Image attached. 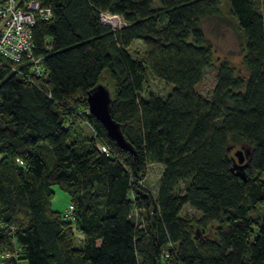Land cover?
<instances>
[{
  "label": "trees",
  "instance_id": "1",
  "mask_svg": "<svg viewBox=\"0 0 264 264\" xmlns=\"http://www.w3.org/2000/svg\"><path fill=\"white\" fill-rule=\"evenodd\" d=\"M39 1L51 10L32 27L43 75L29 58L0 54V264H264L258 2ZM223 7L240 30L238 65L215 52L202 27ZM100 12L124 24L113 29ZM135 41L142 51L131 54ZM208 67L214 84L204 96L195 86ZM149 76L170 90L150 92ZM98 83L133 151L89 113ZM235 146L248 151L243 169ZM149 165L162 167L154 192ZM53 186L68 196L64 212L51 207ZM186 205L200 216L182 215Z\"/></svg>",
  "mask_w": 264,
  "mask_h": 264
},
{
  "label": "rangeland",
  "instance_id": "2",
  "mask_svg": "<svg viewBox=\"0 0 264 264\" xmlns=\"http://www.w3.org/2000/svg\"><path fill=\"white\" fill-rule=\"evenodd\" d=\"M260 7L261 13L264 18V0H256ZM221 16H215L205 19L202 22L203 30L206 34L208 41L211 43L215 52L221 56H228L235 65H238L241 56L242 38L240 30L236 21L227 13L226 8H222ZM131 54L140 53L142 51V44L139 41H135L132 46L128 49ZM214 67H208L205 70L203 79L196 84L195 89L204 96H209V93L214 84ZM109 88L112 85L103 79ZM170 85L157 79L154 76H149L147 81V89L150 92L164 94L170 90ZM239 146H235L238 148ZM234 150V148H233ZM160 168L157 166H151L148 170V175L145 178L146 186L151 190L155 191L156 184L160 175ZM55 191L54 198L51 201V207L60 212H64L69 205L68 196L57 186L52 187ZM263 209V208H261ZM182 215L188 214L190 216H200V213L189 207L184 206Z\"/></svg>",
  "mask_w": 264,
  "mask_h": 264
},
{
  "label": "built area",
  "instance_id": "3",
  "mask_svg": "<svg viewBox=\"0 0 264 264\" xmlns=\"http://www.w3.org/2000/svg\"><path fill=\"white\" fill-rule=\"evenodd\" d=\"M50 17V8L42 6L39 0H0V54L14 62L29 58L32 73L42 76L40 58L32 57V27L37 19ZM99 19L113 29L124 24L118 15L109 12H100ZM96 146L102 153L109 152L103 143H97ZM68 210L69 214L71 205Z\"/></svg>",
  "mask_w": 264,
  "mask_h": 264
},
{
  "label": "water",
  "instance_id": "4",
  "mask_svg": "<svg viewBox=\"0 0 264 264\" xmlns=\"http://www.w3.org/2000/svg\"><path fill=\"white\" fill-rule=\"evenodd\" d=\"M86 100L89 113L103 125L107 136L110 139L114 140V142L121 149L133 151L129 144L123 138L119 125L112 119L110 115L109 105L111 102V93L109 88L102 83H98L88 92ZM247 152V149L243 146H239L234 150L233 154L236 157L235 163L237 165V170L243 169V167L247 164V162H245ZM241 177L245 179L243 174H241Z\"/></svg>",
  "mask_w": 264,
  "mask_h": 264
},
{
  "label": "crops",
  "instance_id": "5",
  "mask_svg": "<svg viewBox=\"0 0 264 264\" xmlns=\"http://www.w3.org/2000/svg\"><path fill=\"white\" fill-rule=\"evenodd\" d=\"M83 130H84V132H85L86 135L89 134V129H88V127L84 126V127H83ZM151 166H154V165H149L148 170H149V168H150ZM155 166L159 167V168H160V171L162 170V167H161V166H159V165H155ZM160 174H161V172H160ZM147 175H148V172H147ZM146 177H147V176H146ZM159 177H160V175H159ZM157 184H158V181H157ZM157 184H156V186H157ZM155 189H156V188H155Z\"/></svg>",
  "mask_w": 264,
  "mask_h": 264
}]
</instances>
